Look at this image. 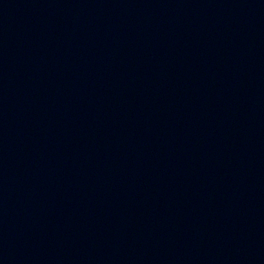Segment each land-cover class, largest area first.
Returning <instances> with one entry per match:
<instances>
[{"label": "water", "instance_id": "obj_1", "mask_svg": "<svg viewBox=\"0 0 264 264\" xmlns=\"http://www.w3.org/2000/svg\"><path fill=\"white\" fill-rule=\"evenodd\" d=\"M92 0H0V21L32 15Z\"/></svg>", "mask_w": 264, "mask_h": 264}]
</instances>
